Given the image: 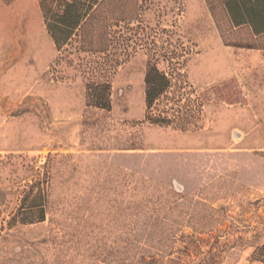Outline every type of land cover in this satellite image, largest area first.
<instances>
[{
  "label": "rangeland",
  "instance_id": "obj_1",
  "mask_svg": "<svg viewBox=\"0 0 264 264\" xmlns=\"http://www.w3.org/2000/svg\"><path fill=\"white\" fill-rule=\"evenodd\" d=\"M111 14L105 111L55 63L38 0H0V161L47 166L51 182L45 222L1 230L32 174L12 190L0 165V264H263L264 50L235 46L256 41L220 0H121ZM152 64L189 129L145 121Z\"/></svg>",
  "mask_w": 264,
  "mask_h": 264
},
{
  "label": "trees",
  "instance_id": "obj_2",
  "mask_svg": "<svg viewBox=\"0 0 264 264\" xmlns=\"http://www.w3.org/2000/svg\"><path fill=\"white\" fill-rule=\"evenodd\" d=\"M121 0H38L44 28L47 31L57 57L55 63H65L79 72L86 83L88 106L105 111L111 110L112 87L108 80L98 77L100 68L109 64L110 52L116 42L112 32L113 6ZM228 21L234 29L246 28L256 43L236 44L239 48L264 50V44L257 39L264 37V0H220ZM119 10V9H117ZM119 12V11H118ZM120 23L121 17L117 19ZM120 38L119 45H123ZM146 118L149 124L161 127L173 126L187 130L191 124L192 111L187 104H181L177 94L169 93L173 79L162 72L157 65L148 67L145 74ZM13 157L0 161V165L11 167L9 184L12 190L17 186L20 171L31 173V181L17 190V206L4 220L1 230L11 229L18 224L34 225L46 221L50 177L47 166L36 170L23 163H13ZM41 169H43L41 171ZM210 254H201V260ZM213 259V257H210ZM199 261L198 264L201 262ZM253 261L264 264V246L256 247ZM197 264V263H195Z\"/></svg>",
  "mask_w": 264,
  "mask_h": 264
}]
</instances>
